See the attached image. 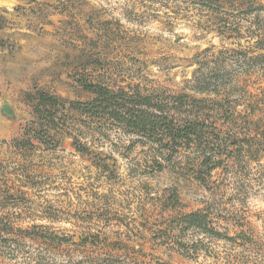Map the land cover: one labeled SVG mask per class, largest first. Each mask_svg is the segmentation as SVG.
I'll use <instances>...</instances> for the list:
<instances>
[{"label": "rangeland", "instance_id": "rangeland-1", "mask_svg": "<svg viewBox=\"0 0 264 264\" xmlns=\"http://www.w3.org/2000/svg\"><path fill=\"white\" fill-rule=\"evenodd\" d=\"M0 16V264H264L256 162L212 195L194 178L197 151L166 160L116 125L67 123L52 149L16 143L34 119L26 93L37 89L84 100L76 79L103 78L193 93L194 71L222 65L221 51L240 43L254 54L252 39L221 34L248 26L243 15L198 0H0ZM236 57L219 76L233 78L238 110L264 122V63ZM206 203L219 236L183 231L180 216Z\"/></svg>", "mask_w": 264, "mask_h": 264}, {"label": "trees", "instance_id": "trees-1", "mask_svg": "<svg viewBox=\"0 0 264 264\" xmlns=\"http://www.w3.org/2000/svg\"><path fill=\"white\" fill-rule=\"evenodd\" d=\"M198 1L217 13L243 15L248 26L226 24L221 34L252 39L250 46L254 54L248 55L240 43H237L239 48L221 51L220 54H226L222 65H215L216 58L211 60L215 66L194 71L188 81V89L193 93L147 91L138 84L124 86L103 78L76 79L80 89L89 95L84 100L62 98L42 89L27 92L26 100L32 106L34 119L24 127L22 138L16 143L25 148L34 147L35 141L52 149L59 145V135L67 129V123L93 129L116 125L139 136L142 144L149 143L164 151L160 155L166 160L180 150L197 151L194 178L212 195L220 191L227 177L235 181L247 177L253 162L264 166L260 163L264 158L263 118L254 111L251 114L238 110L240 103L233 96L236 86L233 78L219 76V71L227 75L226 69L235 65L238 55L247 61L264 63V0ZM3 21L0 16V27ZM72 138L78 152L86 151L77 135ZM223 174L225 177H221ZM170 197L173 207L177 206V192L173 191ZM210 216L211 204L206 203L200 210L181 215L178 225L183 231L197 229L219 236L211 227Z\"/></svg>", "mask_w": 264, "mask_h": 264}]
</instances>
